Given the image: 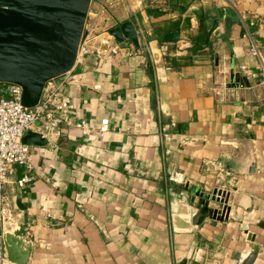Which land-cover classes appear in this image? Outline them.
Returning a JSON list of instances; mask_svg holds the SVG:
<instances>
[{
	"label": "crops",
	"instance_id": "1",
	"mask_svg": "<svg viewBox=\"0 0 264 264\" xmlns=\"http://www.w3.org/2000/svg\"><path fill=\"white\" fill-rule=\"evenodd\" d=\"M93 1L137 43L86 55L60 94L105 136L63 124L31 144L32 182L7 185L23 264H264V78L243 23L264 58V0ZM5 234L0 264H20Z\"/></svg>",
	"mask_w": 264,
	"mask_h": 264
},
{
	"label": "water",
	"instance_id": "2",
	"mask_svg": "<svg viewBox=\"0 0 264 264\" xmlns=\"http://www.w3.org/2000/svg\"><path fill=\"white\" fill-rule=\"evenodd\" d=\"M89 3L90 0H0V82L21 85L24 105H34L44 82L73 66L78 42L87 30ZM215 26L213 22L211 30ZM108 31L118 41L130 38L137 43L129 21ZM178 36L169 33L166 40L176 41ZM207 41L208 37L203 45ZM22 140L28 144H47L45 137L31 130ZM4 236L9 258L23 264L28 252L17 254L20 239L10 232Z\"/></svg>",
	"mask_w": 264,
	"mask_h": 264
},
{
	"label": "built area",
	"instance_id": "3",
	"mask_svg": "<svg viewBox=\"0 0 264 264\" xmlns=\"http://www.w3.org/2000/svg\"><path fill=\"white\" fill-rule=\"evenodd\" d=\"M165 6L166 0H149ZM144 0H136L139 6ZM232 4V0H226ZM104 12L103 2L95 9L87 11V17L92 20L86 25L85 33H82L78 42L76 56L73 66L66 72L47 79L41 89L38 101L31 106L23 104V88L16 83H8L7 90L0 93V230L1 234L14 232L20 227L17 218L18 211L7 190L9 183H15L19 187L32 182L33 176L29 173L32 169L31 144L23 142V136L27 131H37L47 140L52 134H57L63 124L75 125L84 136L96 133L104 137L110 130V120L107 116L100 118L97 127H93L88 119H81L77 122L68 118L66 112L73 108L70 101L62 99L60 94L66 85L74 81L76 73L73 72L74 65L81 64L86 55L95 53L99 58L108 54H118L122 47L109 33V28L102 30L101 36L97 39V45L93 47L95 34L91 31L96 25V19ZM244 35L248 41V52L259 60L258 68L264 78V58L259 49L256 31L253 29V20H245ZM99 35V34H97ZM131 53L130 51H126ZM264 119V107L262 108ZM24 167L25 172L20 177H15L18 167Z\"/></svg>",
	"mask_w": 264,
	"mask_h": 264
},
{
	"label": "rangeland",
	"instance_id": "4",
	"mask_svg": "<svg viewBox=\"0 0 264 264\" xmlns=\"http://www.w3.org/2000/svg\"><path fill=\"white\" fill-rule=\"evenodd\" d=\"M95 1L96 0L93 1L92 6H95V4L97 5V3ZM104 13H107L106 9H105ZM103 15L104 14L101 13V15H99L96 19V25L94 27L95 33H100L106 27L107 24H109V25L111 24L110 26L112 27V25L115 23L114 20H112V21H111V19L109 21L106 20ZM85 23H86V25H90V23H92V20L89 17H87V20Z\"/></svg>",
	"mask_w": 264,
	"mask_h": 264
}]
</instances>
